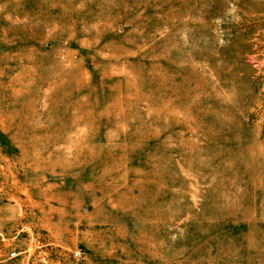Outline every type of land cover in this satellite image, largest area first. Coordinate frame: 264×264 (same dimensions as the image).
<instances>
[{
  "label": "rangeland",
  "instance_id": "rangeland-1",
  "mask_svg": "<svg viewBox=\"0 0 264 264\" xmlns=\"http://www.w3.org/2000/svg\"><path fill=\"white\" fill-rule=\"evenodd\" d=\"M0 264H264V0H0Z\"/></svg>",
  "mask_w": 264,
  "mask_h": 264
}]
</instances>
